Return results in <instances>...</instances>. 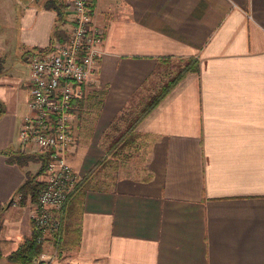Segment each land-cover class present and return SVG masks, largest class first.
<instances>
[{"label":"crops","instance_id":"obj_1","mask_svg":"<svg viewBox=\"0 0 264 264\" xmlns=\"http://www.w3.org/2000/svg\"><path fill=\"white\" fill-rule=\"evenodd\" d=\"M41 3L20 1L13 44L0 37V264H21L7 257L33 232L34 202L14 194L31 166L8 157L30 154L17 135L27 61L49 46L56 19ZM92 16L102 53L72 102L68 162L79 179L95 172L67 201L58 239L46 236L41 260L27 264H264V0H93ZM166 57H195L197 68L135 125L144 162L96 176L110 164L98 165L106 131L158 94Z\"/></svg>","mask_w":264,"mask_h":264},{"label":"built area","instance_id":"obj_2","mask_svg":"<svg viewBox=\"0 0 264 264\" xmlns=\"http://www.w3.org/2000/svg\"><path fill=\"white\" fill-rule=\"evenodd\" d=\"M57 1L67 13L66 38L29 57L26 114L17 132L23 146L47 158L31 214L40 245L48 235L58 239L64 208L79 181L68 162L72 102L85 97L82 86L94 81L102 53L103 30L93 20V0ZM42 257L41 252L33 261Z\"/></svg>","mask_w":264,"mask_h":264},{"label":"trees","instance_id":"obj_3","mask_svg":"<svg viewBox=\"0 0 264 264\" xmlns=\"http://www.w3.org/2000/svg\"><path fill=\"white\" fill-rule=\"evenodd\" d=\"M41 5L44 8L53 9L56 11V19L53 25L52 36L50 40V44L46 49H41L43 51L48 50L55 41H63L66 38L64 37V32L60 28V26L66 22V13L64 10V6L61 2L57 0H42ZM40 49H36V51H41ZM162 63H165L168 66V71L165 75H167V80L160 85V89L157 95H155L148 104L145 106L146 108L141 112L137 113L133 119H128V124L125 128H120V120H124L126 118L127 112L122 111L116 117V121L110 125L108 130L106 131L107 137V144L104 146L106 157L107 156H117L122 155V151L126 148V144H128L127 148H136L133 147L135 145V139L137 133L134 131L135 125L138 121L146 115V113L154 107L157 101L170 89V87L180 78L184 73L190 70H195L197 68V59L195 57H188V58H174L166 57L162 58ZM3 59L0 57V72L3 70ZM174 65V70L171 66ZM5 112V107L3 102L0 100V116ZM111 132H116L110 134ZM111 137V138H110ZM130 152V150H129ZM127 154V153H124ZM108 160V159H107ZM107 160H101L98 165L104 166L105 163H109ZM8 161L10 163H16L18 165L24 166L29 161H38L40 163L36 172L31 174L29 171H24V180L23 182L17 187L15 190V195H17L18 200L21 204L25 202V200L29 199L30 202L36 201L37 192L42 186V182L38 180L39 177L44 169L47 158L43 154H36V153H12L8 157ZM104 161V162H103ZM95 171V168L93 169ZM92 177H88V174L85 175L83 178L79 179L77 185L74 189V192L70 196L68 200L72 197L78 198L81 197L85 189L88 187L89 182L91 181ZM38 231L33 225V232L32 235L24 240L22 245L15 250L14 252L8 255V260L12 262H18L21 264H27L32 261L34 257L39 255L42 252V246L36 242V237L38 235Z\"/></svg>","mask_w":264,"mask_h":264},{"label":"rangeland","instance_id":"obj_4","mask_svg":"<svg viewBox=\"0 0 264 264\" xmlns=\"http://www.w3.org/2000/svg\"><path fill=\"white\" fill-rule=\"evenodd\" d=\"M20 1L22 0H0V37L2 36L4 38L5 36L7 41L11 44H13L14 42L15 24L18 18ZM1 11H3V13ZM147 87H149L148 90L150 92L153 87V83L149 82ZM143 97L145 98V91L143 92L142 98ZM136 102L134 101V103L133 104L131 103L132 105L130 106H135ZM124 119H127V120H123V123H120V128L122 129L125 128V126L128 124V118H124ZM135 140H136L135 145H133V147L136 146V148H130V147L127 148L128 144H126V148L123 149L122 155L120 154L117 156H108L107 161H109L110 164H108V166H106L102 171L100 170L101 171L100 173L102 175L101 174L99 175V173H97L96 176H103L104 179H108L109 177H112L115 175L117 176V175H124L126 173H131L133 168L134 169L139 168L145 160L146 144H144V142H142L141 139L136 138ZM28 148H29L27 149L28 152L38 154L36 150H33L30 147ZM124 153H127V154H124ZM28 163H29L28 165L31 166L30 168L31 171L29 172L33 174L38 169V168L37 169L35 168L39 166V162L36 161L35 163L34 162H28ZM94 172L95 171L91 169L90 172L87 173L88 177H92L94 175ZM103 172L105 175H103ZM40 178L41 179L38 178V180L41 181L43 178L42 174L40 175ZM95 184H98V183H95ZM34 205H35V202H34ZM59 253L60 252L57 253L56 251L55 255H58Z\"/></svg>","mask_w":264,"mask_h":264}]
</instances>
